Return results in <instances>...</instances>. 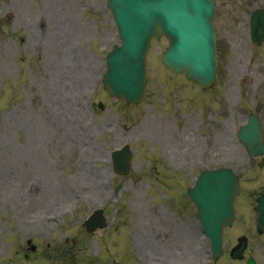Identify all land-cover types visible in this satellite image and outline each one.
I'll return each mask as SVG.
<instances>
[{"label":"rangeland","instance_id":"1","mask_svg":"<svg viewBox=\"0 0 264 264\" xmlns=\"http://www.w3.org/2000/svg\"><path fill=\"white\" fill-rule=\"evenodd\" d=\"M225 1L227 5L223 6ZM225 1L218 0L216 18L217 81L210 92L200 90L205 95L191 90L188 103L181 95L178 108L169 109L164 107L165 93L157 84L155 71L163 78H176L171 92L174 97L184 84L181 77L170 75L160 65L156 52L164 47L162 41L154 46L157 59L152 57L151 64L155 71L150 68V88L143 104L127 106L103 92V59L117 43L105 0H0V189L6 206L12 204L8 199L13 195L25 199L21 196L30 192L26 187L34 179L38 181V194L33 203L39 217L67 209L75 199L83 200L82 215L88 213L91 202L124 206L129 240L124 239L120 228L118 235L113 228L98 232L86 240L88 260L92 264H170L172 260L180 264L175 259L174 243L168 236L166 242L162 240V226L174 224L160 216L159 201L147 193L150 175L162 166L156 157L161 153L183 170L195 166L194 173L182 172L180 184L171 176V189L158 191L165 199L160 205L163 209L182 212V189L187 181L193 183L200 169L220 165L237 168L238 173L240 167L254 169L255 162L247 158L236 139L237 129L249 112L261 118L264 139V47L257 49L250 44L247 20L252 8L264 4V0ZM256 78L261 79L260 84L248 85ZM98 103L103 104V111L96 107ZM192 104L197 112L192 111ZM129 126L134 130L124 132ZM127 143L135 154L131 174L125 179L111 178L108 155ZM163 171L165 176L170 174ZM95 174L102 176L96 187L91 178ZM240 174L238 217L235 228L227 231L226 249L233 246L234 235H244L248 241L245 258L264 264V237L254 231L251 198L264 189V169ZM85 192L87 198H79ZM50 197L54 201L52 210L50 203L43 206ZM242 199L244 204L249 200L246 207L241 206ZM113 211L108 209L109 221ZM10 220L6 225L11 228L14 220ZM73 222L74 218L55 222L50 226L54 235L44 240V244L50 242L49 251L58 260L62 246L69 241L62 243L57 238H76L75 245L84 239L71 225ZM0 225L4 231V225ZM32 226L41 229L46 224ZM197 236L191 245L182 241L178 246L183 251L186 247L193 264H203L208 243L201 234ZM42 246L39 244V250ZM32 263L44 262L34 257ZM181 264H189L187 256L181 258ZM218 264L243 262L233 263L226 256Z\"/></svg>","mask_w":264,"mask_h":264},{"label":"water","instance_id":"2","mask_svg":"<svg viewBox=\"0 0 264 264\" xmlns=\"http://www.w3.org/2000/svg\"><path fill=\"white\" fill-rule=\"evenodd\" d=\"M153 3L154 14L150 16L149 28H145V30L141 32V35H139L142 46L140 47V50L129 59L134 68L139 71V73L137 72L139 77L138 84L133 87L131 82L127 81L124 76L121 80H118L116 75H114L115 80L112 81L109 66L108 72L105 75L104 86L108 89L109 93L122 97L127 101L137 102L140 100L144 83L145 51L150 38L153 36L158 38L160 34H164L170 41V47L163 58V61L167 66L173 68L175 72L185 71L188 79L193 78L203 87L209 86L215 78L213 51L214 38L211 26V15L208 14L205 18L204 22L206 23V27L188 20V25L192 30L191 37L196 39V42L192 44L189 39L187 41L185 40L183 33H180L182 22L178 19V15L183 13V10L174 4L164 6L166 4H161V0H145L144 7L147 14L148 6L149 11L151 12ZM109 5L115 13L116 9L114 0H110ZM121 12H123V10H121ZM258 21L260 23H257ZM167 29L172 31V33ZM126 30L127 37L123 38L122 41L125 42V40H128V45L130 44V46L123 52L129 53L131 51L132 33L130 32L131 30L129 26H127ZM201 30H204L206 33L204 34V31ZM253 36L256 42H259L264 37V16L261 13H256L253 18ZM123 52L116 55L118 60L123 56ZM171 52L173 53L172 57L170 54ZM178 59H184V61H178ZM116 66H118V63H116ZM239 138L240 141L245 144L250 154L255 156L263 153L260 141V129L258 128L255 119H251L248 126L241 128ZM227 174L229 175L228 179L230 178V181H227V185L225 186H223L222 177L220 175H216L218 181L217 184L212 183L213 186L207 185V180L212 179L211 175L201 176L199 186L200 191L197 192V199L199 201L195 199L197 204L208 205L210 209L206 211H210V214L214 213L217 215L222 212V209L225 210L226 206H228L226 197H229L231 214L223 220L224 222L220 220L222 223H229L232 219V201L236 193V180L229 170H227ZM258 212L260 213L258 227H262L264 226V204L259 205ZM220 221L218 223H220ZM221 226L222 224H220L217 232L218 239H214L213 241L214 251L219 250ZM206 229L209 236L212 235L215 237L216 234L214 228L209 227L207 224Z\"/></svg>","mask_w":264,"mask_h":264},{"label":"bare ground","instance_id":"3","mask_svg":"<svg viewBox=\"0 0 264 264\" xmlns=\"http://www.w3.org/2000/svg\"><path fill=\"white\" fill-rule=\"evenodd\" d=\"M258 81H259V78L255 82H258Z\"/></svg>","mask_w":264,"mask_h":264}]
</instances>
